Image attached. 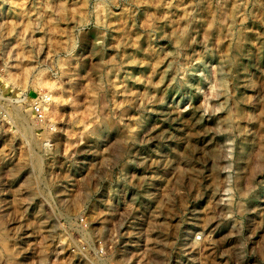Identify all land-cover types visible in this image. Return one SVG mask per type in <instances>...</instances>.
<instances>
[{
    "label": "rangeland",
    "instance_id": "obj_1",
    "mask_svg": "<svg viewBox=\"0 0 264 264\" xmlns=\"http://www.w3.org/2000/svg\"><path fill=\"white\" fill-rule=\"evenodd\" d=\"M0 264H264V0H0Z\"/></svg>",
    "mask_w": 264,
    "mask_h": 264
}]
</instances>
